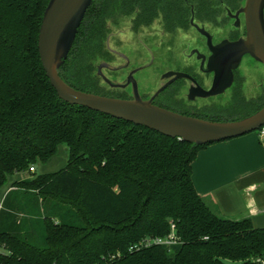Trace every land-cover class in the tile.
Here are the masks:
<instances>
[{
    "label": "trees",
    "instance_id": "1",
    "mask_svg": "<svg viewBox=\"0 0 264 264\" xmlns=\"http://www.w3.org/2000/svg\"><path fill=\"white\" fill-rule=\"evenodd\" d=\"M48 1L0 0V188L9 176H21L0 197V264H254V257L264 258V227L219 215L194 187L192 162L211 142H185L58 97L38 53ZM242 1L92 0L58 73L76 89L118 97L102 93L106 83L94 72V63L109 55L111 24L130 16L137 29L161 17L166 30L186 27L190 6L196 20L224 22L223 8ZM240 91L233 89L229 102L234 109L252 105L244 117L264 104V93L248 100ZM60 145L68 149L63 168L29 173ZM171 231L178 238L172 245L129 251L145 237Z\"/></svg>",
    "mask_w": 264,
    "mask_h": 264
},
{
    "label": "water",
    "instance_id": "2",
    "mask_svg": "<svg viewBox=\"0 0 264 264\" xmlns=\"http://www.w3.org/2000/svg\"><path fill=\"white\" fill-rule=\"evenodd\" d=\"M91 1L49 0L43 12L38 32V53L45 74L60 99L196 145L240 136L264 124V104L250 115L228 121L195 117L154 104V96L172 80L189 77L181 72L167 71L163 74L162 78H169L168 82L149 99L140 96L133 77V73L143 67L132 70L121 83L110 80L101 71L103 67H114L105 62L97 67V74L109 86L125 87L131 84L130 99L95 94L70 86L60 77L58 68L67 58ZM225 9L227 16L233 18L235 26L243 22L244 34L235 40L224 39L213 45L210 34L193 22V16L190 19L192 25L207 38L211 51L206 68L207 72H212L211 85L208 89L197 87L194 96L207 98L223 93L231 85L233 71L245 55L264 66V0H244L235 12Z\"/></svg>",
    "mask_w": 264,
    "mask_h": 264
},
{
    "label": "rangeland",
    "instance_id": "3",
    "mask_svg": "<svg viewBox=\"0 0 264 264\" xmlns=\"http://www.w3.org/2000/svg\"><path fill=\"white\" fill-rule=\"evenodd\" d=\"M243 2L244 0L242 1L241 5ZM224 16H227L225 12L222 13L221 17L225 18ZM130 20L131 19L128 16L121 19L117 24H111V33L115 34L121 39L119 47L130 58L129 68L133 66H145V64L149 63L147 67H144L143 69L136 72L135 78L137 79L139 89L143 91L155 90L160 85L159 76L162 74V72L172 69V65H176L178 62L184 63L185 54L189 52L186 44L191 42L193 45L197 46L199 42H201V39L191 28H187L188 30L186 31L183 29L180 30L181 28L177 29L175 32L164 31V24L161 17L155 19L149 25L138 27L137 30L135 29L136 32L132 33L130 28ZM227 21L228 23L230 22L229 18ZM206 27L212 32L221 31V33L218 35L219 38L234 36L233 32L229 30V27H227L228 30L225 28L220 30L216 29L212 23H206ZM112 43V41L109 42L110 46L113 47ZM171 46H173L172 53L170 52ZM114 47L119 50V48H117V44ZM152 54L154 58L151 63L150 57ZM103 60L104 59H101V61L94 63L95 73L97 72V67L100 63L104 61L109 62L107 59L104 61ZM120 62L121 59L113 57L111 64L117 65L120 64ZM191 62L195 63V65L197 64L194 58L191 60ZM247 66H250L249 68L251 74L247 75L246 77V81L243 85V95H245V92H247L246 95L249 93L255 94V89H253V87H257V84L260 83V80L264 78V66L262 64L256 62L253 58L246 56L243 58L239 70L246 71V69H248ZM126 70L128 69L119 72L118 76H113L108 70H102L101 68V71H103V73L113 81H119V77H123L122 75L123 73H126ZM102 89V93L118 95L114 89H111L106 85H104ZM259 90L256 93L257 95L262 92V89L260 91ZM128 92L129 91L126 90V93ZM230 95V91H228L225 94L211 96L208 98L210 102L208 101V104L206 105L208 108L204 109H195L194 107L174 103L173 101H166L164 103L181 111H187L191 113L196 112L204 116L206 119L215 117L221 121L237 120L244 117V115L251 111L249 109L252 107V105L246 108H232L229 102ZM183 99L185 100L184 97ZM201 99H196L197 101L195 103H203L201 102ZM255 131L257 130H254V132ZM67 159L68 149L65 145H60L58 147L57 153L47 163L36 162L34 164L33 171L35 174L58 171L66 165ZM33 171L29 169V173ZM27 175L29 176V174ZM27 175L24 177H27ZM17 178H21V176L11 175L8 177L6 183L0 188V197ZM228 262L231 264H238L237 262Z\"/></svg>",
    "mask_w": 264,
    "mask_h": 264
},
{
    "label": "crops",
    "instance_id": "4",
    "mask_svg": "<svg viewBox=\"0 0 264 264\" xmlns=\"http://www.w3.org/2000/svg\"><path fill=\"white\" fill-rule=\"evenodd\" d=\"M192 181L219 215L264 227V134L257 129L206 145L192 162Z\"/></svg>",
    "mask_w": 264,
    "mask_h": 264
},
{
    "label": "flooded vegetation",
    "instance_id": "5",
    "mask_svg": "<svg viewBox=\"0 0 264 264\" xmlns=\"http://www.w3.org/2000/svg\"><path fill=\"white\" fill-rule=\"evenodd\" d=\"M238 8L231 10V12H235ZM223 10L227 15L225 7L223 8ZM192 16H193L192 7L190 6V14L188 17V22H187L186 27L176 26V27L172 28L171 30H166L163 26L164 31H167V32H175L177 29H180V28H181L180 30L183 29L186 31V30H188L187 28H191L200 37L201 42H199V44L197 46L193 45L191 42H188L186 44L189 52L185 54L184 63L178 62L176 65H172V67H171L172 69L167 70V71L185 73L191 79L189 77H180V78H176V79L172 80L168 85H166L162 90H160L157 95L154 96V98L152 99V102L154 104L161 105L162 107H166L168 105L165 104L164 102H166V101L172 102L173 101L174 103L184 104V105H188V106H191L194 108H202L203 106H206L208 104V101H209L208 98H210V97L201 99V97L194 96V94H195L197 87H201L203 89H208L211 85L212 72H207V69H206L207 68V59H208L209 55L211 54V51L209 49V44H208L207 38L202 33H200L195 26L192 25V23L190 21ZM225 17L229 18V21H230L229 23H228V21H227L228 19H227L224 22H217V23H212V24H214V27L216 29H220V30H222L223 28L228 30L227 27H229V30L231 32H233V34H234L233 37L231 36V37L219 38L218 35H219V33H221V31L220 32L210 31L206 27V23H208V22L196 20L194 18V16H193V22L195 24H197L200 28H203L205 31H207L210 34V36H211L210 41L213 45H215L224 39L235 40L239 36L244 34V27H243L242 21H241L239 26H235L233 18H230L228 16H225ZM129 18L131 19L130 20L131 32L132 33L136 32L137 29L135 30V28L132 24V17L129 16ZM110 41L113 42L112 43L113 47L110 46V44H109ZM120 42H121V39L118 38L115 34H112L111 28H110V31L106 37V47H107V50L109 52V55L106 59L109 60V62H106V61H104V62L108 63L110 66H112L114 68H112V69L106 68V67L102 68V70H108L110 72V74L113 76H118L119 72L124 71L125 69H128V70H126V73H123V75H122L123 77H119L120 78L119 81H114V82H119V83L124 82L126 80V77L128 76V74L132 70H134L135 68H138V67L144 68V67H147L149 65V63H147V64H145V66L144 65L133 66V67L129 68L130 58L127 54H125L120 49V47H119ZM116 44L118 45L117 48H119V50L114 47V46H116ZM172 50H173V46H171V49H170L171 53H172ZM246 56H249V55H245V56H243V58ZM113 57L121 59L120 64H117V65L111 64ZM150 58H151V63H152L153 58H154L153 54L151 55ZM193 58H194L195 62L197 63L196 65H195V63L191 62V60ZM243 58H242V60H243ZM242 60H241V62H242ZM241 62L239 64V66L233 71V79H232L231 85L228 88H226L223 93H220V94H225L228 91H230L231 95L229 97V100L232 99L233 89H237L239 87L241 89L240 92L242 93L243 88H244L243 85L246 81V77H247V75L251 74L250 68H249L250 66H247L248 69H246V71H240L239 70ZM143 68H141V69H143ZM167 71L162 72V74H160V76H159L160 77V82H159L160 85L155 90H150V91H143V90L139 89L137 79L135 78L137 71L135 73H133V77L135 78V80L137 82L138 92L143 99L151 98L157 89H159L162 85H164L166 82H168L169 78H162V75L165 74ZM106 85L109 88L114 89L118 93L119 98L130 99L132 96L131 84H128L125 87H111L108 84H106ZM259 87H260V90L262 89L261 93H259L258 95L257 94H251L249 97H245V98L248 100L256 99L260 94L264 93V88H263L264 87V81L261 82V85ZM253 89L259 90L258 87H253ZM126 90H128L129 92L126 93ZM115 96H117V95H115ZM192 96H194V97H192ZM183 97L185 98V100L183 99ZM196 99H201L202 100L201 102H203V103L196 104L195 103L197 101Z\"/></svg>",
    "mask_w": 264,
    "mask_h": 264
},
{
    "label": "built area",
    "instance_id": "6",
    "mask_svg": "<svg viewBox=\"0 0 264 264\" xmlns=\"http://www.w3.org/2000/svg\"><path fill=\"white\" fill-rule=\"evenodd\" d=\"M260 134H264V124L258 128ZM31 171L34 170V167L29 168ZM178 241L177 236L171 231L165 237H145L141 239L138 243L129 247V251L139 250L145 247H149L151 245H172ZM254 264H264V258L261 256L254 257L252 259Z\"/></svg>",
    "mask_w": 264,
    "mask_h": 264
}]
</instances>
